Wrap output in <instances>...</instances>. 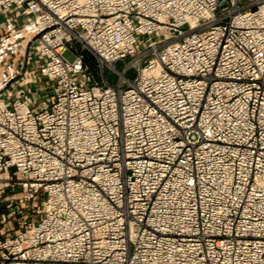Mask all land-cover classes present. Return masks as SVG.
Segmentation results:
<instances>
[{"label": "built area", "instance_id": "2783aa9c", "mask_svg": "<svg viewBox=\"0 0 264 264\" xmlns=\"http://www.w3.org/2000/svg\"><path fill=\"white\" fill-rule=\"evenodd\" d=\"M0 264H264V0H0Z\"/></svg>", "mask_w": 264, "mask_h": 264}, {"label": "rangeland", "instance_id": "374dc122", "mask_svg": "<svg viewBox=\"0 0 264 264\" xmlns=\"http://www.w3.org/2000/svg\"><path fill=\"white\" fill-rule=\"evenodd\" d=\"M67 58H69L70 60H74V58H75V56L72 54V53H67ZM91 69H92V72H93V74H95L97 77H99L100 78V69L97 67V65H96V62L95 61H91ZM118 69L119 70H123L124 69V63L123 62H120L119 64H118ZM106 73L107 74H109L110 73V71L107 69L106 70ZM134 72L133 71H130L129 73H128V77L129 78H133L134 77ZM118 81V77L117 76H113L112 78H111V82L112 83H116ZM18 217H16L15 219H14V223H15V225H16V228L17 227H19V221H18V219H17Z\"/></svg>", "mask_w": 264, "mask_h": 264}]
</instances>
